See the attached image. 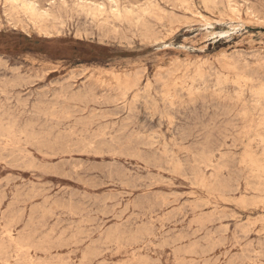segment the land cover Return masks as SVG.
I'll return each mask as SVG.
<instances>
[{"label":"rangeland","instance_id":"obj_1","mask_svg":"<svg viewBox=\"0 0 264 264\" xmlns=\"http://www.w3.org/2000/svg\"><path fill=\"white\" fill-rule=\"evenodd\" d=\"M32 1L0 0V264H264V0Z\"/></svg>","mask_w":264,"mask_h":264},{"label":"bare ground","instance_id":"obj_2","mask_svg":"<svg viewBox=\"0 0 264 264\" xmlns=\"http://www.w3.org/2000/svg\"><path fill=\"white\" fill-rule=\"evenodd\" d=\"M6 1L9 2V3H12L13 5H15V7H16V6H19V7H21V8H24V9L28 10L33 16L38 17V18H45L46 15L49 14L48 10H42V9H40L41 7L39 8V7L37 6V3H35V2L32 1V0H6ZM35 1H36V0H35ZM41 1H42V0H41ZM45 1H47V0H45ZM80 1H81V0H80ZM133 1H134V0H133ZM136 1H137V0H136ZM159 1H160V0H159ZM172 1H173V0H172ZM221 1H222V0H221ZM254 1H255V0H254ZM43 2H44V1H43ZM48 2H49V1H48ZM130 2H131V1H130ZM130 2H129V3H130ZM137 2H138V1H137ZM174 2H175V1H174ZM45 3H46V2H45ZM84 3H85V4L81 3L82 6L87 7V11H88V13L91 14V15H93V16L106 15L108 12H110V13L112 12V13L117 14V15H118V13H119V14L121 13L120 10L117 8L118 6H117V1H116V0H111V1H110V3H111L110 8H109L110 10L105 6V3H98L97 1H96V2H95V1H94V2H93V1H90V2L87 1V2H84ZM132 3H133V2H132ZM132 3H131V4H132ZM134 3H135V2H134ZM163 4H164V3H163ZM254 4H255V3H254ZM259 4H260V3H259ZM44 5H45V4H44ZM124 5H125V4H124ZM132 5H133V4H132ZM261 5H262V4H261ZM9 6H10V5H9ZM40 6H41V5H40ZM45 6H46V5H45ZM42 7H43V6H42ZM259 7H260V6H259ZM8 8H9V7H8ZM8 8H7V9H8ZM12 8H13V7H12ZM12 8H11V9H12ZM145 8H146V7H145ZM11 9H10V10H11ZM83 9H84V8H83ZM146 9H147V8H146ZM150 10H151V9H150ZM182 10H183V9H182ZM257 10H258V9H257ZM262 10H264V9H262ZM127 11H132V10H131V9H127ZM143 11H144V10H143ZM145 11H147V10H145ZM145 11H144V12H145ZM148 11H149V10H148ZM2 12H3V11H2ZM2 12H1V13H2ZM151 12H153V11H151ZM174 12H175V11H174ZM16 13H17V12H16ZM181 13H182V11H181ZM142 14H143V13H142ZM164 14H165V13H164ZM179 14H180V13H179ZM16 15H17V14H16ZM82 15H84V14H82ZM132 15H134V14H132ZM165 15H166V14H165ZM3 16H4V15H3ZM77 16H78V15H77ZM77 16H76V18H77ZM166 16H168V15H166ZM13 17H14V16H13ZM17 17H18V16H17ZM83 17H84V16H83ZM150 17H151V16H150ZM154 17H155V16H154ZM169 17H170V16H169ZM29 18H30V17H29ZM31 18H32V17H31ZM125 18H127V17H125ZM13 19H16V18L14 17ZM118 19H119V18H118ZM136 19H137V18H136ZM16 20H17V19H16ZM39 20H40V19H39ZM89 20H90V19H89ZM120 20H121V19H120ZM130 20H131V19H130ZM130 20H129V21H130ZM140 20H142V19H140ZM82 21H83V20H82ZM92 21H93V20H92ZM92 21H91V22H92ZM131 21H132V20H131ZM168 21H169V19H168ZM17 22H18V21H17ZM75 22H76V21H75ZM79 22H80V21H79ZM94 22H95V21H94ZM94 22H93V23H94ZM136 22H138V21H136ZM73 23H74V22H73ZM98 23H99V22H98ZM166 23H167V22H166ZM87 24H88V23H87ZM139 24H140V23H139ZM35 25H36V24H35ZM67 25H68V24H67ZM97 25H98V24H97ZM73 26H74V25H73ZM130 26H132V25L130 24ZM139 26H140V25H139ZM163 26H164V25H163ZM146 28H147V27H146ZM89 29H90V27H89ZM150 29H151V28H149V30H150ZM75 30H76V29H75ZM85 30H86V29H85ZM128 30H129V29H128ZM141 31H143V30H141ZM92 32H93V31H92ZM147 32H148V30H147ZM62 33H63V32H62ZM118 34H119V33H118ZM116 35H117V34H116ZM154 35H155V34H154ZM142 36H144V35H142ZM145 37H146V36H145ZM124 38H125V37H124ZM148 38H149V37H148ZM130 40H131V39H130ZM131 42H132V41H131ZM3 63H4V62H3ZM5 65H6V64H5ZM6 67H7V66H6ZM16 67H17V66H16ZM9 69H10V68H9ZM17 70H18V69H17ZM17 70H16V71H17ZM13 71H14V70H13ZM7 72H8V71H7ZM10 72H11V71H10ZM5 73H6V72H5ZM259 73H260V72H259ZM210 74H211V73H210ZM210 74H209V75H210ZM199 75H200V74H199ZM199 75H198V76H199ZM212 75H213V74H212ZM0 76H1V75H0ZM4 76H5V75H4ZM7 76H8V75H7ZM204 76H205V75H204ZM204 76H203V77H204ZM211 77H212V76H210V78H211ZM249 77H250V76H249ZM9 78H10V77H9ZM15 78H16V77H15ZM24 78H25V77H24ZM198 78H199V77H198ZM210 78H209V79H210ZM20 79H21V78H20ZM196 79H197V78H196ZM205 79H206V78H205ZM252 79H253V78H252ZM13 80H14V79H13ZM213 80H214V79H213ZM213 80H212V81H213ZM247 80H249V79H247ZM22 81H23V80H22ZM25 81H26V80H25ZM136 81H138V80H136ZM148 81H149V80H148ZM250 81H251V80H250ZM14 82H15V81H14ZM18 82H19V81H18ZM27 82H28V80H27ZM138 82H140V80H139ZM204 82H205V80H204ZM238 82H239V81H238ZM12 83H13V82H12ZM135 83H136V82H135ZM148 83H149V82H147V84H148ZM197 83H198V82H197ZM214 83H216V82H213V84H214ZM230 83H231V82H230ZM250 83H251V82H250ZM2 84H3V83H2ZM10 84H11V83H10ZM141 84H142V83H141ZM201 84L203 85V83H201ZM205 84H206V82H205ZM220 84H221V83H220ZM256 84H257V83H256ZM3 85H4V84H3ZM11 85H12V84H11ZM11 85H10V86H11ZM23 85H24V84H23ZM149 85H150V84H149ZM152 85H153V83H152ZM152 85H151V86H152ZM208 85H209V84H208ZM208 85H207V86H208ZM214 85H215V84H214ZM251 85H252V83H251ZM0 86H1V85H0ZM16 86H17V85H16ZM145 86H146V85H145ZM222 86H223V85H222ZM258 86H259V85H258ZM262 86H263V85H262ZM18 87H19V86H18ZM69 87H70V86H69ZM69 87H68V88H69ZM141 87H142V86H141ZM208 87H209V86H208ZM210 87H212V86H210ZM218 87H219V86H218ZM237 87H238V86H237ZM4 88H5V87H4ZM66 88H67V87H66ZM86 88H87V87H86ZM131 88H132V87H131ZM135 88H136V87H135ZM144 88H145V87H144ZM202 88H203V87H202ZM215 88H217V87H215ZM249 88H250V87H249ZM262 88H263V87H262ZM146 89H147V88H146ZM148 89H149V88H148ZM221 89H222V91H223L224 88L222 87ZM253 89H254V88H253ZM130 90H131V89H130ZM136 90H138V89H136ZM136 90H135V91H136ZM144 90H145V89H144ZM154 90H155V89H154ZM156 90H158V89H156ZM161 90H162V89H161ZM163 90H164V89H163ZM219 90H220V88H219ZM233 90H234V89H232V91H233ZM240 90H241V89H240ZM254 90H256V89H254ZM259 90H260V89H259ZM66 91H67V90H66ZM147 91H148V90H147ZM149 91H150V90H149ZM149 91H148L147 93H149ZM152 91H153V90H152ZM217 91H218V90H217ZM235 91H237V90H235ZM247 91H248V90H247ZM261 91H262V90H261ZM62 92H63V91H62ZM79 92H80V91H79ZM206 92H207V91H206ZM237 92H238V91H237ZM241 92H242V91H241ZM256 92H258V90H256ZM81 93H82V92H81ZM81 93H78V94L81 95ZM137 93H138V92H137ZM140 93H141V92H140ZM154 93L156 94V92H154ZM199 93H200V92H199ZM239 93H240V92H239ZM243 93H244V92H243ZM243 93H242V94H243ZM245 93H246V92H245ZM252 93H253V91H252ZM260 93L262 94V92H260ZM43 94H44V93H43ZM55 94H56V93H55ZM143 94H145V93H143ZM158 94H159V93H158ZM163 94H164V92L162 93V95H163ZM224 94H225V93H224ZM224 94H222V95H224ZM227 94H228V92H227ZM254 94H255V93H254ZM59 95H60V94H59ZM71 95H72V94H71ZM85 95H86V94H85ZM139 95H140V94H139ZM234 95H235V94H234ZM77 96H78V95H77ZM90 96H91V94H90ZM144 96H145V95H144ZM178 96H181V95H178ZM227 96H228V95H227ZM240 96H242V95H240ZM255 96H256V95H255ZM255 96H254V97H255ZM8 97H9V96H8ZM29 97H30V96H29ZM39 97H40V96H39ZM53 97H54V96H53ZM79 97H80V96H79ZM81 97H82V96H81ZM81 97H80V98H81ZM137 97H138V96H137ZM150 97H151V96H150ZM153 97H154V101H155L156 98H155L154 95L152 96V98H153ZM247 97H248V96H247ZM261 97H262V96H261ZM57 98H58V97H57ZM71 98H72V97H71ZM76 98H77V97H76ZM80 98H79V99H80ZM157 98H158V97H157ZM178 98H179V97H178ZM180 98H181V97H180ZM232 98H233V97H232ZM234 98H235V97H234ZM237 98H238V97H237ZM249 98H250V96H249ZM251 98H252V97H251ZM262 98H263V97H262ZM22 99H23V98H22ZM41 99H42V98H41ZM49 99H50V98H49ZM54 99H55V97H54ZM63 99H64V98H63ZM77 99H78V98H77ZM139 99H140V97H139ZM142 99H143V98H142ZM243 99H244V98H243ZM247 99H248V98H247ZM253 99H254V98H253ZM51 100H52V99H51ZM56 100H57V99H56ZM60 100H61V99H60ZM70 100H71V99H70ZM144 100H145V99H144ZM163 100H164V99H163ZM238 100H239V99H238ZM251 100H252V99H251ZM23 101H24V99H23ZM26 101H27V99H26ZM46 101H47V100H46ZM46 101H45V103H46ZM148 101H149V100H148ZM239 101H240V100H239ZM261 101H262V100H261ZM57 102H58V101H57ZM62 102H63V101H62ZM64 102H65V101H64ZM64 102H63V103H64ZM139 102H140V101H139ZM144 102H145V101H144ZM164 102H165V101H164ZM174 102H175V101H174ZM177 102H178V101H177ZM245 102H246V100H245ZM245 102H244V105H247ZM249 102H250V101H249ZM249 102H247V103L249 104ZM258 102H259V101H258ZM23 103H24V102H23ZM107 103H108V102H107ZM145 103H146V102H145ZM145 103H144V106H145ZM149 103H150V102H149ZM151 103H153V102H151ZM170 103H171V102H170ZM260 103H262V102H260ZM37 104H38V103H37ZM57 104H58V103H57ZM176 104H177V103H176ZM254 104H255V102H254ZM258 104H259V103H258ZM173 105H175V103H174ZM252 105H253V104H252ZM256 105H257V104H256ZM39 106H40V105H39ZM42 106H43V104H42ZM46 106H47V105H46ZM49 106H50V105H49ZM146 106H147V105H146ZM154 106H155V103H154ZM157 106H158V105H157ZM164 106H165V105H164ZM167 106H168V105H167ZM24 107H25V106H23V108H24ZM150 107H151V106H150ZM257 107H258V106H257ZM23 108H22V109H23ZM38 108H39V107H38ZM50 108H51V107H50ZM50 108H49V109H50ZM154 108H157V107H154ZM161 108H162V107H161ZM163 108H164V107H163ZM171 108H172V107H171ZM246 108H249V107H246ZM259 108H261V107H260V104H259ZM262 108H263V107H262ZM49 109H48V110H49ZM254 109H255V108H254ZM40 110H41V109H40ZM40 110H39V111H40ZM50 110H51V109H50ZM56 110H57V109H56ZM166 110H167V107H166ZM259 110H260V109H259ZM36 111H37V110H36ZM41 111H42V110H41ZM169 111H170V110H169ZM248 111H249V110H248ZM253 111H254V110H253ZM37 112H38V111H37ZM162 112H163V111H162ZM171 112H173V111H171ZM245 112H247V110H246ZM251 112H252V111H251ZM254 112L256 113V111H254ZM259 112H260V114H261V111H259ZM137 113H138V112H137ZM174 113H175V112H174ZM33 114H34V111H33ZM130 114H131V113H130ZM132 114H133V113H132ZM160 114H161V111H160ZM242 114H243V113H242ZM252 114H253V113H252ZM38 115H39V114H38ZM50 115H52V114H50ZM246 115H248V114H246ZM246 115H245V117H246ZM1 116H2V115H1ZM36 116H37V115H36ZM165 116H166V115H165ZM165 116H164V117H165ZM259 116H260V115H259ZM40 117H41V116H40ZM42 117H43V116H42ZM168 117H169V116H168ZM220 117H221V116H220ZM256 117H257V116H256ZM260 117H261V116H260ZM43 118L45 119V117H43ZM135 118H136V117H135ZM170 118H171V117H170ZM170 118H169V119H170ZM261 118H262V117H261ZM263 118H264V116H263ZM46 119H47V118H46ZM49 119H50V118H49ZM172 119L174 120V118H172ZM253 119H254V117H253ZM256 119H258V118H256ZM133 120H134V119H133ZM261 120H262V119H261ZM261 120H260V121H261ZM48 121H49V120H48ZM135 121H136V120H135ZM170 121H171V120H170ZM252 121H253V120H252ZM252 121H251V122H252ZM263 121H264V120H263ZM4 122H5V121H4ZM46 122H47V121H46ZM81 122H82V121H81ZM175 122H176V121H175ZM253 122H254V121H253ZM173 123H174V122H173ZM34 124H35V123H34ZM171 124H172V123H171ZM185 124H186V123H185ZM196 124H197V123H196ZM258 124H259V123H258ZM258 124H257V125H258ZM260 124H261V123H260ZM30 125H32V124L30 123ZM42 125H43V124H42ZM42 125H41V126H42ZM46 125H47V124H46ZM124 125H125V124H124ZM124 125H123V126H124ZM126 125H127V124H126ZM142 125H143V124H142ZM257 125H256V126H257ZM27 126H28V125H27ZM225 126H226V125H225ZM252 126H253V125H252ZM73 127H76V125L73 126ZM97 127H98V126H97ZM104 127H106V126H104ZM222 127H223V126H222ZM226 127H227V126H226ZM257 127H258V126H257ZM261 127H262V125H261ZM106 128H107V127H106ZM106 128H105V129H106ZM110 128H111V127H110ZM112 128H113V127H112ZM120 128H121V127H120ZM120 128H119V129H120ZM122 128H123V127H122ZM140 128H141V127L139 126V129H140ZM147 128H148V127H147ZM197 128H198V127H197ZM29 130H30V129H29ZM98 130H100V129H98ZM122 130H124V129H122ZM181 130H182V129H181ZM196 130H197V129H196ZM196 130H195V131H196ZM220 130H221V128H220ZM222 130H223V129H222ZM225 130H226V129H225ZM95 131H96V130H95ZM95 131H94V133H95ZM104 131H105V130H104ZM110 131H111V130H110ZM139 131H140V130H139ZM200 131H201V130H200ZM229 131H230V130H229ZM70 132H71V131H70ZM101 132H102V131H101ZM186 132H187V131H186ZM219 132H220V131H219ZM219 132H218V133H219ZM235 132H236V130H235ZM263 132H264V131H263ZM108 133H109V132H108ZM108 133H107V134H108ZM110 133H111V132H110ZM139 133H140V132H139ZM198 133H199V132H198ZM198 133H197V134H198ZM225 133H227V132H225ZM81 134H82V133H81ZM81 134H80V135H81ZM92 134H93V133H92ZM114 134H115V133H114ZM130 134H131V133H130ZM184 134H185V133H184ZM199 134H200V133H199ZM219 134H220V133H219ZM257 134H258V132H257ZM257 134H256V135H257ZM259 134H260V133H259ZM68 135H70V134H68ZM94 135H95V134H94ZM94 135H93V137H94ZM115 135H116V134H115ZM137 135H138V134H137ZM142 135H143V134H142ZM147 135H148V134H147ZM147 135H146V136H147ZM180 135H182V134H180ZM189 135H190V134H189ZM229 135H231V134H229ZM27 136H28V135H27ZM66 136H67V135H66ZM97 136H98V135H97ZM101 136H102V135H101ZM109 136H111V135H109ZM116 136H117V135H116ZM140 136H141V135H140ZM146 136H145V137H146ZM160 136H161V135H160ZM198 136H199V135H198ZM227 136H228V135H227ZM232 136H233V135H232ZM232 136H231V137H232ZM262 136H263V135H262ZM262 136H260V137H262ZM138 137H139V136H138ZM143 137H144V136H143ZM149 137H150V136H149ZM162 137H163V136H162ZM162 137H161V138H162ZM180 137H182V136H180ZM184 137H185V136H184ZM201 137H202V136H201ZM201 137H200V138H201ZM206 137H207V136H206ZM218 137H219V136H218ZM224 137H225V134H224ZM30 138H33V137L30 136ZM64 138H65V139H68V137H67V138L64 137ZM76 138H77V137H76ZM91 138H92V137H90V139H91ZM116 138H117V137H116ZM200 138H199V139H200ZM262 138H263V137H262ZM78 139H79V138H78ZM104 139H105V138H104ZM126 139H127V138H126ZM136 139H137V138H136ZM158 139H159V138H158ZM158 139H157V140H158ZM181 139H183V138H181ZM193 139H194V138H192V140H193ZM203 139H204V138H203ZM209 139H210V138H209ZM213 139H214V137H213ZM222 139H223V138H222ZM23 140H24V139H23ZM111 140H112V139H111ZM145 140H146V139H145ZM149 140H150V139H149ZM172 140H173V139H172ZM197 140H198V139H197ZM225 140H226V139H225ZM24 141H26V140H24ZM60 141H61V139H60ZM62 141H63V139H62ZM81 141H82V140H81ZM81 141H80V142H81ZM84 141H85V140H84ZM97 141H98V140H97ZM115 141H116V140H115ZM147 141H148V140H147ZM153 141H154V140H153ZM181 141H182V140H181ZM184 141H186V140H184ZM215 141H216V140H215ZM223 141H224V140H223ZM31 142H32V141H31ZM54 142H55V141H54ZM58 142H59V141H58ZM64 142H65V141H64ZM67 142H68V141H67ZM67 142H66V143H67ZM91 142H93V141L91 140ZM112 142H113V140H112ZM150 142H152V141H150ZM33 143H34V142H33ZM46 143H47V142H46ZM51 143H52V141H51ZM69 143H71V142H69ZM77 143H78V141H77ZM95 143H96V142H95ZM115 143H116V142H115ZM148 143H149V142H148ZM155 143H156V142H155ZM38 144H39V143H37V145H38ZM54 144H55V143H54ZM67 144H68V143H67ZM88 144L90 145V144H92V143H88ZM88 144H86V145H88ZM93 144H94V143H93ZM110 144H111V143H110ZM112 144H113V143H112ZM112 144H111V145H112ZM117 144H118V142H117ZM136 144H137V143H136ZM140 144H141V143H140ZM146 144H147V142H146ZM202 144H203V143H202ZM221 144H222V143H221ZM221 144H220V146H221ZM39 145L41 146V144H39ZM62 145H63V144H62ZM68 145H69V144H68ZM74 145H76V143H75ZM77 145H78V144H77ZM80 145H81V144H80ZM89 145H88V146H89ZM206 145H208V144L206 143ZM46 146H47V144H46ZM48 146H49V145H48ZM55 146H56V145H55ZM57 146H58V145H57ZM72 146H73V145H71V147H72ZM82 146H83V142H82ZM93 146H95V144H94ZM102 146H103V145H102ZM115 146H116V145H115ZM142 146H143V145H142ZM189 146H190V145H189ZM198 146H200V144H198ZM201 146H202V145H201ZM213 146H214V145H213ZM217 146H218V145H217ZM43 147H45V146H43ZM50 147H51V146H50ZM66 147H67V146H66ZM71 147H70V148H71ZM74 147H75V146H74ZM85 147L88 149L87 146H85ZM144 147H146V145H144ZM149 147H151V146H149ZM149 147H148V148H149ZM152 147H153V146H152ZM191 147H192V145L190 146V148H191ZM195 147H196V146H195ZM227 147H228V146H227ZM227 147H226V148H227ZM48 148H49V147H48ZM56 148H57V147H56ZM81 148H82V147H81ZM98 148H100V147H98ZM137 148H138V147H137ZM140 148H141V147H140ZM165 148H166V147H165ZM167 148H168V146H167ZM167 148H166V149H167ZM171 148H172V147H171ZM40 149H41V147H40ZM44 149H46V148H44ZM53 149H54V147H53ZM53 149H52V151H53ZM59 149H60V148H59ZM79 149H80V148H79ZM90 149H91V148H90ZM92 149H93V148H92ZM103 149H104V148H103ZM106 149H107V148H106ZM130 149H131V148H130ZM143 149H144V148H143ZM204 149H205V148H204ZM214 149H215V148H214ZM222 149H223V148H222ZM68 150H69V149H68ZM95 150H97V149H95ZM100 150H102V147H101ZM100 150H99V151H100ZM112 150H113V149H112ZM148 150H149V149H148ZM167 150H168V149H167ZM190 150H191V149H190ZM209 150L211 151V149H209ZM212 150H213V149H212ZM216 150H217V149H216ZM216 150H215V151H216ZM224 150H225V149H224ZM227 150H228V149H227ZM39 151H41V150H39ZM66 151H67V150H66ZM82 151H83V150H81V152H82ZM97 151H98V150H97ZM108 151H109V150H108ZM137 151H138V149H137ZM143 151H144V150H143ZM192 151H194V150H192ZM210 151H209V154H210ZM260 151H261V150H260ZM41 152H42V151H41ZM48 152H49V150H48ZM53 152H54V151H53ZM64 152H65V151H64ZM64 152H63V153H64ZM92 152H93V151H92ZM100 152L102 153V151H100ZM110 152H111V151H110ZM114 152H115V151H114ZM146 152H147V151H146ZM149 152H150V151H149ZM169 152H170V151H169ZM201 152H202V151H201ZM201 152H200V153H201ZM225 152H226V151H225ZM228 152H230V151H228ZM28 153H29V152H28ZM42 153H43V152H42ZM66 153H67V152H66ZM69 153H70V152H69ZM69 153H68V154H69ZM119 153H120V152H119ZM121 153H123V152H121ZM124 153H125V152H124ZM138 153H139V151H138ZM164 153H165V152H164ZM203 153H204V150H203ZM203 153H202V154H203ZM207 153H208V151H207ZM223 153H224V152H223ZM0 154H1V153H0ZM25 154H26V153H25ZM29 154H30V153H29ZM44 154H45V152H44ZM64 154H65V153H64ZM108 154H109V153H108ZM146 154H147V153H146ZM165 154H166V153H165ZM198 154H199V153H198ZM204 154H205V153H204ZM213 154H214V150H213ZM221 154H222V152H221ZM11 155H13V154H11ZM11 155H10V156H11ZM126 155H127V154H126ZM126 155H125V156H126ZM138 155H139V154H138ZM140 155H141V153H140ZM140 155H139V156H140ZM143 155H144V154H143ZM169 155H170V154H169ZM169 155H168V156H169ZM171 155H172V154H171ZM200 155H201V154H200ZM219 155H220V154H219ZM0 156H1V155H0ZM168 156H167V157H168ZM201 156H202V155H201ZM209 156H210V155H209ZM211 156H212V155H211ZM213 156H214V155H213ZM229 156H230V155H229ZM143 157H144V156H143ZM172 157H173V155H172ZM174 157H176V159H179V158H177V156H175V155H174ZM189 157H190V156H189ZM193 157H194V156H193ZM222 157H224V156H222ZM12 158H15V157H12ZM17 158H18V157H17ZM202 158H203V156H202ZM214 158H215V157H214ZM214 158H213V159H214ZM233 158H234V157H233ZM145 159H146V158H145ZM194 159H196V158H194ZM199 159H200V158H199ZM207 159H208V158H207ZM12 160H13V159H12ZM21 160H22V159H21ZM149 160H150V159H149ZM154 160H155V159H154ZM165 160H166V159H165ZM203 160H205V159H203ZM217 160H218V159H217ZM223 160H224V159H223ZM223 160H222V161H223ZM235 160H236V159H235ZM235 160H234V161H235ZM31 161H32V160H31ZM144 161H147V160H144ZM155 161H157V160H155ZM197 161H199V160H197ZM220 161H221V160H220ZM0 162H1V160H0ZM9 162H10V160H9ZM21 162H22V161H21ZM23 162H24V161H23ZM148 162H149V161H148ZM178 162H179V161H178ZM194 162H195V161H194ZM206 162H207V161H206ZM154 163H155V162H154ZM174 163H175V162H174ZM197 163H198V162H197ZM216 163H217V162H216ZM13 164H14V163H13ZM21 164H22V163H21ZM27 164H28V163H27ZM49 164H50V163H49ZM76 164H77V163H76ZM165 164H166V162H165ZM171 164H172V163H171ZM183 164H184V163H183ZM185 164H188V163H185ZM195 164H196V163H195ZM225 164H226V162H225ZM228 164H229V163H227V165H228ZM33 165H34V164H33ZM38 165H39V164H38ZM148 165H149V164H148ZM153 165H154V164H153ZM180 165H181V164H180ZM208 165H209V164H208ZM222 165H223V164H222ZM251 165H252V164H251ZM255 165H256L255 167H257L256 169H258V170H260V171H262V172L264 171V169L262 168V166H261L259 163L255 162ZM263 165H264V164H263ZM27 166H28V165H27ZM41 166H42V165H41ZM41 166H40V168H41ZM158 166H159V165H158ZM202 166H203V165H202ZM206 166H207V165H206ZM211 166H212V165H211ZM215 166H216V165H215ZM232 166H234V165H232ZM252 166H253V165H252ZM25 167H26V166H25ZM28 167H29V166H28ZM35 167H36V166H35ZM37 167H38V166H37ZM73 167H74V166H73ZM156 167H157V166H156ZM156 167H155V168H156ZM167 167H168V166H167ZM197 167H199V166H197ZM200 167H201V166H200ZM235 167H236V166H235ZM249 167H251V166H249ZM52 168H53V167H52ZM55 168H56V166H55ZM165 168H166V167H165ZM170 168H171V167H170ZM211 168H212V167H211ZM218 168H219V167H218ZM33 169H34V167H33ZM44 169H45V168H43V170H44ZM46 169H47V168H46ZM53 169H54V168H53ZM68 169H69V168H68ZM76 169H77V168H76ZM78 169H79V168H78ZM80 169H81V168H80ZM162 169H163V167H162ZM173 169H174V168H173ZM183 169H185V168H183ZM183 169H182V170H183ZM235 169H236V168H235ZM43 170H42V171H43ZM124 170H125V169H124ZM142 170H143V169H142ZM167 170H168V168H167ZM200 170H201V169H200ZM211 170H212V169H211ZM38 171H39V170H38ZM56 171H57V170H56ZM75 171H76V170H75ZM107 171H108V170H107ZM168 171H169V170H168ZM252 171H253V169H252ZM67 172H68V171H67ZM109 172H110V170H109ZM123 172H124V171H123ZM123 172H122V173H123ZM184 172H185V171H184ZM194 172H195V171H194ZM222 172H223V171H222ZM232 172H233V171H232ZM246 172H247V171H246ZM255 172H256V171H255ZM262 172H260V173H262ZM43 173L45 174V172H43ZM57 173H58V172H57ZM103 173H105V172H103ZM115 173H116V172H115ZM127 173H128V172H127ZM198 173H200V172H198ZM220 173H221V172H220ZM241 173H243V172H241ZM251 173H252V172H251ZM68 174H69V173H68ZM73 174H74V173H73ZM83 174H85V173H82V175H83ZM89 174H90V173H89ZM217 174H218V173H217ZM221 174H222V173H221ZM243 174H244V173H243ZM257 174H258V173H257ZM69 175H70V174H69ZM75 175H76V174H75ZM75 175H74V177H75ZM110 175H111V174H110ZM110 175H109V176H110ZM142 175H143V174H142ZM250 175H251V174H250ZM259 175H261V174H259ZM83 176H84V175H83ZM103 176H104V175H103ZM116 176H117V174H116ZM125 176H126V175H125ZM196 176H197V175H196ZM202 176H203V175H202ZM243 176H244V175H243ZM253 176H255V175H253ZM77 177H78V176H77ZM85 177H87V176L85 175ZM129 177H130V176H129ZM135 177H136V176H135ZM152 177H153V176H152ZM260 177H262V176H260ZM260 177H258V178H260ZM142 178H143V177H142ZM149 178H150V176H149ZM197 178H198V177H197ZM201 178H203V177H201ZM238 178L240 179V177H237V179H238ZM258 178H257V179H258ZM262 178H263V177H262ZM105 179H106V178H105ZM137 179H138V178H137ZM144 179H145V178H144ZM186 179H188V178H186ZM250 179H251V178H250ZM88 180H89V179H88ZM109 180H110V179H109ZM114 180H115V179H114ZM132 180H133V179H132ZM189 180H190V179H189ZM213 180H214V179H213ZM219 180H220V179H219ZM112 181H113V180H112ZM149 181H150V180H149ZM151 181H153V180H151ZM237 181H238V180H237ZM261 181H262V180H261ZM144 182H145V181H144ZM248 182H249V180H248ZM248 182H247V184H248ZM259 182H260V181H259ZM123 183H124V182H123ZM147 183H148V182H147ZM152 183H153V182H152ZM197 183H200V180H199V182H197ZM231 183H232V182H231ZM232 184H233V183H232ZM259 184H260V183H259ZM33 185H34V184H33ZM137 185H138V184H137ZM249 185H250V184H249ZM262 185H263V184H262ZM252 186L255 187L254 185H252ZM229 187H231V186H229ZM234 187H235V186H234ZM234 187H233V188H234ZM250 187H251V186H250ZM250 187H249V188H250ZM253 187H252V188H253ZM256 187H257V186H256ZM31 188H32V187H31ZM33 188H34V187H33ZM252 188H250V189H252ZM258 188H259V187H258ZM263 189H264V187H263ZM260 190H262V189H260ZM230 191H231V189H230ZM252 191H253V190H252ZM46 192H47V191H46ZM245 192H246V191H245ZM247 192H248V191H247ZM263 192H264V191H263ZM248 193H249V192H248ZM248 193H247V194H248ZM3 194H5V193L3 192ZM10 194H12V193H10ZM247 194H246V195H247ZM251 194H252V192H251ZM257 195H258V194H257ZM262 195H263V194H262ZM14 196H15V195H14ZM27 196H28V195H26V197H27ZM29 196H30V195H29ZM243 196H244V195H242V198H243ZM247 196H248V195H247ZM253 196H254V194H253ZM50 197H51V196H50ZM225 197H227V196H225ZM249 197H250V196H249ZM262 197H263V196H262ZM45 198H46V197H45ZM72 198H73V197H72ZM252 198H253V197H252ZM256 198H257V197H256ZM256 198L254 197V199H256ZM259 198H260V197H259ZM259 198H258V199H259ZM49 199H51V198H49ZM68 199H69V198H68ZM81 199H82V198H81ZM225 199H226V198H225ZM243 199H244V198H243ZM245 199H246V198H245ZM261 199H262V198H261ZM82 200H83V199H82ZM229 200H230V199H229ZM4 201H5V200H4ZM53 201H54V200H53ZM67 201H68V200H67ZM112 201H113V200H112ZM231 201H232V200H231ZM231 201H230V202H231ZM244 201H245V200H244ZM254 201H255V200H254ZM95 202H96V201H95ZM110 202H111V201H110ZM202 202H203V201H202ZM232 202H233V201H232ZM234 202H235V200H234ZM234 202H233V203H234ZM245 202H246V201H245ZM257 202H258V201H257ZM259 202H261V201H259ZM48 203H49V202H48ZM53 203H54V202H53ZM56 203H57V202H56ZM65 203H66V202H65ZM100 203H101V202H100ZM156 203H157V202H156ZM236 203H237V202H236ZM239 203H240V200H239V202H238L237 204H239ZM19 204H20V203H19ZM63 204H64V203H63ZM92 204H93V203H92ZM240 204H241V203H240ZM60 205H61V204H60ZM66 205H67V204H66ZM72 205H73V204H72ZM103 205H104V204H103ZM244 205H246V204H244ZM76 206H79V205H76ZM76 206H74V207H76ZM80 206H81V205H80ZM48 207H49V206H48ZM69 207H70V206H69ZM102 207H104V206H102ZM244 207H245V206H244ZM250 207H251V206H250ZM41 208H42V207H41ZM57 208H58V207H57ZM59 208H60V207H59ZM246 208H247V207H246ZM49 209H50V208H49ZM157 209H158V208H157ZM157 209H156V210H157ZM60 210H61V209H60ZM151 210H152V209H151ZM51 211H52V210H51ZM65 211H66V210H65ZM81 211H82V210H81ZM113 211H114V210H113ZM55 212H56V211H55ZM77 212H78V211H77ZM84 212H85V211H84ZM67 213H68V212H67ZM133 213H134V212H133ZM150 213H151V212H150ZM150 213H149V214H150ZM3 215H4V213H3ZM34 215H35V214H34ZM45 215H46V214H45ZM133 216H134V215H133ZM168 216H169V215H168ZM223 216H224V214H223ZM31 217H32V216H31ZM92 218H93V217H92ZM31 219H32V218H31ZM173 219H174V218H173ZM173 219H172V220H173ZM32 220H33V219H32ZM89 220H91V219H89ZM149 220H151V219H149ZM165 220H166V219H165ZM86 221H87V220H86ZM158 221H159V220H158ZM88 222H90V221H87V224H88ZM35 223H37V222H35ZM92 223H93V222H91V224H92ZM157 223H158V222H157ZM170 223H171V222H170ZM11 224H12V223H11ZM85 224H86V223H85ZM87 224H86V225H87ZM89 224H90V223H89ZM89 224H88V225H89ZM132 224H133V223H132ZM152 224H153V223H152ZM55 225H56V224H55ZM133 225H134V224H133ZM150 225H151V224H150ZM25 226H26V225H25ZM71 226H72V225H71ZM127 226H129V225H127ZM130 226H131V225H130ZM134 226H135V225H134ZM134 226H133V227H134ZM142 226H143V225H142ZM151 226H152V225H151ZM153 226H154V225H153ZM138 227H139V226H138ZM144 227H145V226H144ZM25 228H28V227L26 226ZM44 228H45V227H44ZM124 228H125V227H124ZM139 228H140V227H139ZM139 228H138V230H140ZM151 228H152V227H151ZM42 229H43V227H42ZM89 229H90V228H89ZM142 229H143V228H142ZM144 229H145V228H144ZM147 229H148V228H147ZM37 230H38V229H37ZM39 230H40V229H39ZM68 230H69V229H68ZM124 230H125V229H124ZM65 231H66V230H65ZM109 231H110V230H109ZM116 231H117V230H116ZM129 231H130V230H129ZM146 231H147V230H146ZM152 231H153V230H152ZM136 232H137V231H136ZM153 232H154V231H153ZM156 232H157V231H156ZM48 233H49V232H48ZM60 233H61V232H60ZM86 233H87V232H86ZM88 233H90V232H88ZM106 233H107V232H106ZM82 234H83V232H82ZM128 234H129V233H128ZM128 234H127V235H128ZM134 234H135V233H134ZM147 234H148V233H147ZM147 234H146V235H147ZM57 235H59V234H57ZM66 235H67V234H66ZM138 235H139V233H138ZM138 235H135V236L138 237ZM148 235H149V234H148ZM100 236H101V235H100ZM114 236H115V235H114ZM139 236H141V235H139ZM194 236H195V235H194ZM211 236H212V235H211ZM60 237H61V236H60ZM81 237H83V236H81ZM122 237H123V236H122ZM178 237H179V236H178ZM41 238H42V237H41ZM58 238H59V237H58ZM109 238H111V237H109ZM118 238H119V236H118ZM141 238H143V237H141ZM144 238H148V237H144ZM149 238H150V237H149ZM173 238H174V236H173ZM190 238H191V237H190ZM216 238H217V237H216ZM56 239H57V238H56ZM59 239H60V238H59ZM116 239H117V238H116ZM120 239H121V238H120ZM187 239H188V238H187ZM187 239H186V240H187ZM10 240H11V239H10ZM71 240H72V239H71ZM104 240H105V239H104ZM110 240H111V239H110ZM110 240H108V241H110ZM121 240H122V239H121ZM131 240H132V239H131ZM131 240H130V241H131ZM134 240H135V238H134ZM174 240H175V238H174ZM174 240H173V241H174ZM186 240H185V241H186ZM41 241H42V240H41ZM55 241H57V240H55ZM89 241H90V240H89ZM169 241H170V239H169ZM169 241H168V242H169ZM195 241H196V240H195ZM202 241H203V240H202ZM105 242H106V241H105ZM140 242H141V241H140ZM198 242H199V241H198ZM38 243H39V241H38ZM54 243H55V242H54ZM62 243H63V241H62ZM75 243H76V242H75ZM75 243H73V244L75 245ZM130 243H132V242H130ZM172 243H173V242H172ZM81 244H82V243H81ZM139 244H140V243H139ZM159 244H160V243H159ZM166 244H167V243H166ZM197 244H198V243H197ZM195 245H196V244H195ZM72 246H73V245H72ZM76 246H77V245H76ZM90 246H91V245H90ZM107 246H108V245H107ZM156 246H157V245H156ZM156 246H155V247H156ZM188 246H189V245H188ZM192 246H193V245H192ZM168 247H169V246H168ZM189 247H191V246H189ZM194 247H195V246H194ZM197 247H198V246H197ZM157 248H158V247H157ZM160 248H161V247H160ZM162 248H163V247H162ZM180 248H182V247H180ZM198 248H199V247H198ZM168 249H169V248H168ZM178 249H179V248H178ZM192 249H193V248H192ZM194 249H197V248H194ZM162 250H163V249H162ZM176 250H177V249H176ZM186 250H189L188 247H187ZM197 250H198V249H197ZM200 250H202V249H200ZM89 251H90V250H89ZM178 251H179V250H178ZM178 251H177V252H178ZM184 251H185V249H184ZM194 251H196V250H194ZM204 251H205V250H204ZM98 252H99V251H98ZM179 252L181 253V251H179ZM189 252H190V251H189ZM191 252H192V251H191ZM201 252H202V251H201ZM257 252H258V250H257ZM259 252L261 253V251H259ZM95 253H96V252H95ZM173 253H174V252H173ZM183 253H184V252H182L181 255H184V254H185V253H184V254H183ZM186 253H187V252H186ZM192 253H193V252H192ZM89 254H90V253H89ZM201 254H202V253H201ZM206 254H207V253H206ZM251 254H252V253H251ZM254 254H256V251L254 252ZM96 255H97V253H96ZM96 255H95V256H96ZM177 255H178V254H177ZM179 255H180V254H179ZM186 255H188V254H186ZM197 255H199V254H197ZM258 255H259V254H258ZM80 256H81V255H80ZM91 256H92V255H91ZM252 256H253V255H252ZM261 256H262V255H261ZM70 258H71V257H70ZM249 258H250V257H249ZM81 259H82V257H81ZM263 259H264V258H263ZM242 260H243V259H242ZM247 260H248V259H247ZM257 260H258V258H257ZM234 261H235V260H234ZM244 261H245V260H244ZM263 261H264V260H263ZM239 262H240V260H239ZM259 263H260V262H259ZM241 264H243V263H241Z\"/></svg>","mask_w":264,"mask_h":264}]
</instances>
